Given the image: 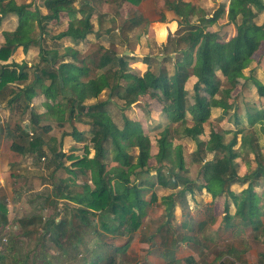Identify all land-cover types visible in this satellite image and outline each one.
I'll list each match as a JSON object with an SVG mask.
<instances>
[{"label": "trees", "instance_id": "1", "mask_svg": "<svg viewBox=\"0 0 264 264\" xmlns=\"http://www.w3.org/2000/svg\"><path fill=\"white\" fill-rule=\"evenodd\" d=\"M128 1L136 3L138 0ZM69 2L43 0L42 6L47 13L42 15L38 10L35 13L28 10L31 3L17 4L15 0H0V21L9 14L17 18L16 29L3 33L4 43L0 47V61H7L17 48H22L26 52L30 47H34L38 49L39 57V65L33 70V80L21 88L19 83L28 78L24 72L26 63L11 62L0 66L2 100L7 102V107L24 114L29 110L32 99L39 94L44 98L42 107L45 109V112L39 115L34 110L29 112L28 128L19 125L14 128L13 131L19 134L20 142L13 141L11 151L22 156L37 151L41 157L49 154L51 162L55 163L56 172L65 168L62 164L65 158V154L62 153L64 138L71 136L80 141L81 133L74 124L78 122L87 126V131L91 135L93 155L88 157V153H85L79 160L67 156L66 158L72 160L73 166L77 168L66 171L74 175L78 169L81 174L88 176L92 187L83 183L80 193H70L65 187H57L56 192L52 194L55 200L63 199L76 203L78 205L76 217L83 224L93 225L88 218L89 214H93L97 220L96 227L113 236H121L138 229L144 205L147 203L144 196L150 194V200L154 203V187L179 189L161 198V202L167 203L168 206L166 209L168 221L172 219L177 199L186 202V194L191 195L195 190L202 189L213 198L220 195L228 196L235 206L233 218L239 219L240 222H251L256 219L258 197L254 188L258 187V184H253L251 180L262 177L257 170H262L263 165L255 161L257 170L250 176L240 177L235 163L239 154L233 149L239 134L240 150L249 149L256 154L258 142L253 133H245L238 129L226 141L225 135L230 131L218 130L210 125L209 134L206 138L202 137L204 124L211 118V110L218 109L222 115H226L234 107L233 102L228 103L229 99L234 98L235 92H240L239 87L244 88L249 83L260 99V104L254 112L250 110L246 112L248 121L251 125L259 124L260 130L264 132V81L258 82L250 77L242 80L244 70L254 62L255 55L259 56V60L264 57V21L262 25L253 22L257 13L264 12V1H229L226 20L227 23L236 25L240 37L231 51H227V44L221 43L216 32L212 30V26L224 13V6L210 18H205L201 12L195 13L188 4L168 2L167 8L180 17L176 35L168 40V43L172 44L170 54L174 53V56L167 54L168 49H165V56L161 60L154 56L143 57L142 63L147 67L141 75L129 68L130 57L105 49L102 45L93 51L94 58L88 60L83 55L91 43L88 37L96 34V39H99L103 31H94L91 14L82 8H74ZM63 16L66 17L63 30L56 34H48L47 27L63 23ZM193 17L196 19L191 22ZM63 39H70L74 46H63L60 53L58 42ZM47 40L54 46L48 48ZM259 60L255 64H258ZM166 62L172 64L171 72L164 68ZM152 64H155L154 68ZM91 71L95 72L93 77L89 75ZM189 72L196 78L188 83L187 89ZM11 85H16L18 89L10 90ZM104 91H109L106 100L90 103L97 100ZM112 97L122 101V106H116L123 113L133 104L142 105L143 100L155 101L160 106L159 110L141 107L153 119L162 116L166 120L165 126L152 140L139 121L130 119L124 113L123 125L118 128L106 110L108 104H114V101H111ZM40 115H44L43 117L60 127L68 122L72 131L70 133L62 131L59 138L50 136L45 140L43 136L47 135L51 128L48 125L39 127ZM232 121L239 124L235 112ZM147 123L151 124L152 121L149 120ZM155 125L153 122L152 128ZM36 128H40L41 133L37 134ZM31 129L34 132H31L32 137L28 135ZM179 138H187L196 144L191 162L200 165L201 184L197 183L198 179L191 180L184 175L187 173V163L183 148L172 143L174 139ZM153 147L156 149L154 157L158 166L150 168L147 163L152 156ZM133 150L136 151L134 155L131 154ZM208 154L214 155V159L207 160ZM108 158L113 163L112 166L106 162ZM152 171L158 172L154 182L149 179L138 182L130 179L141 172L148 176ZM67 181L73 182L70 178ZM236 183L247 184L239 195H234L229 190L230 186ZM115 185H119L121 191L117 192ZM224 212L223 219L229 221L232 216L228 214V202L225 203ZM7 217L5 203L0 200V225L7 223ZM30 223L31 220L21 221L24 228ZM69 225L71 222L66 219L58 222L47 219L45 223L47 232L55 240L69 238V232L76 236V232L72 230L76 228L68 229L71 227ZM121 227L125 228L122 230ZM93 230L96 232L94 228ZM162 230L163 228H159L158 232ZM169 236L171 240L169 249H175L177 245L175 239L179 242L186 239L169 228L166 230V236L162 237L163 245L167 244L165 241ZM173 236L176 238H172ZM169 249L164 255L167 264H175L174 258L169 259L172 253ZM3 262V256L0 255V263ZM185 263L193 264L190 257H187ZM106 264H115L112 254L107 256Z\"/></svg>", "mask_w": 264, "mask_h": 264}, {"label": "rangeland", "instance_id": "2", "mask_svg": "<svg viewBox=\"0 0 264 264\" xmlns=\"http://www.w3.org/2000/svg\"><path fill=\"white\" fill-rule=\"evenodd\" d=\"M30 1L31 0H16L18 4L28 3ZM71 1L75 8H82L85 12L91 14V20L93 22L95 30L99 28H101L102 30L105 28H120L126 21L124 15H130L132 13L131 7L126 5L127 1L124 2L125 0ZM204 1L201 2V4L205 8L204 10L206 11L204 12L206 13V15L212 16L217 8L215 0ZM197 2L199 3L200 0H197ZM197 5L198 7L201 6L200 4ZM154 7L156 8V6ZM153 11L154 14H156V10L154 9ZM226 12L227 8H225L223 15H221L219 21L214 24L212 28L218 35L220 42L227 44V51H231L234 48V44L238 42V39L240 37L238 36L239 32L236 29V25L233 23H227ZM109 14L115 15V19L108 20L107 17ZM7 18L13 19V23L7 22L6 24H3L0 22V30H5L4 32H13L17 27V18L14 15H9ZM263 21L264 12L257 13L253 19V22H255V24L257 25H262ZM237 22H239V20H237ZM148 26L149 25L144 22L140 24V29H146L148 32L142 39L147 43V46L146 43L141 44V40L138 38L139 36L137 37V39L134 36L133 38L128 39L130 50L134 51L137 54L136 56H145L146 54H149L161 60L165 56V49H168L166 50V53L170 54L172 44L169 42L164 47H157L151 41L153 34L148 29ZM62 29L63 25L61 24L50 25L47 27V33L56 34ZM138 31L139 30L136 28L135 32L137 33ZM88 39H93V37L90 36ZM170 39H172V37H170ZM120 41L122 42V36L118 37L116 33L114 34V37L109 38L110 45L103 37L96 42L92 40V43L87 46V49L85 50L83 55H85L88 60L90 58H94L93 51L102 44L105 49L108 48L113 52H116L117 54H122L124 48L123 44ZM46 43L48 48L54 46L50 40H47ZM59 44L60 47H58V50L60 53H62L63 51V46H74V43L70 39L62 40ZM126 51L129 52V50ZM170 55L171 57H173L174 53ZM14 56L15 60H22V63H30L29 66L31 68L26 67L24 69V72L26 74L28 73V78L24 82L19 83V85L23 87L33 80V70L37 67V65H39L38 49H32V51H30L28 55H25V53H20L19 50V53L15 54ZM128 56H130V54ZM141 58L142 57L136 58V60H141ZM258 60L259 56L255 55L254 62L248 69L244 70V75L242 78L243 81L246 77H250V79H254L258 82L264 81V57L260 58L258 64H255V62H257ZM130 64L131 65L129 66V68L132 72H135L139 75L142 74V71H139L141 67H135L132 62H130ZM164 65V68L167 71L171 72L172 64L170 62H166ZM88 66H90V62L88 63ZM146 67L147 66L145 65V67L143 68ZM154 67L155 64H152V68ZM89 75L90 77H93L95 75V72L91 71ZM195 78L196 76L192 72H189L188 79L186 81L187 89L188 82L190 84V82ZM110 81L113 83V79L111 77ZM17 89L18 88L16 87V85H13L11 86L10 90ZM238 90H240V92H235L234 98H231L228 101V103L233 102L234 107L233 109L229 110L226 115H222L220 111H218V109L211 110V118L207 123L204 124V136L202 138H206V136L209 134L210 125H213L218 130L230 131V133L225 135L226 141H228L233 133L238 129H242L245 133H253V137H255L258 142V149L256 150V154L252 153L249 149L244 151L240 150L239 134L237 135V143L233 149L237 154H239L236 163L237 170L240 176H250V174L254 173L257 170L255 161L261 162V164L263 165L262 170H257L260 174H262V177L251 180L253 184H258V187L254 188V192L257 197L259 196L260 201L261 194L264 192V132L260 130L259 124L251 125L246 114L248 110L254 112L259 108L260 99L257 98L256 92L250 83L244 88L239 87ZM107 97H109V91H104L98 96L97 100H92L90 101V103L106 100ZM39 100L37 98H33L31 104L29 105V110L24 114H21V112L17 111L14 112L15 109H12V107L10 108V110H8L6 101H4L3 104L0 103V138L3 141L0 142V158L2 157L0 162V176H2L0 177V179L3 178V183H0V200H3L8 211L7 223L4 225H0V255L3 256V264H105L107 251L105 250L102 243H113L120 245L124 244L125 238L110 237L108 235L102 234L100 228L96 227L97 220L95 215H88V218L93 221V223H91L93 225H91L90 227L84 226L79 229L80 232H82L83 242H81V240L77 238L74 240L76 236L71 232L68 233L70 238L69 240L66 237L61 241H54V237L49 235L46 230L47 227L45 226L47 219H54L58 221L61 219H66L71 222V225H69L71 227H67L68 229H72V227H74L72 223L78 222L75 218L76 215L74 214V210L77 208L76 203H72L70 201L66 202L63 201V199L55 200L53 198L54 194L52 193L56 192L57 187H65V190L70 193H80L82 191V185L85 182H88L89 186L92 187V184L89 182L88 176L81 174L78 169L75 170L74 175L66 171V169L73 170V168H77L73 166L72 160L66 158L67 156H72L73 160H79L84 157L85 153H88V157H92L93 146L90 143L91 135L87 131L88 127L84 124L75 122V127L81 133V140L77 141L71 136L64 138L62 153L65 154V158H63L62 160V164H64L65 168L59 169L56 172L54 171L55 163L51 162L49 154H44L41 157L37 154L39 153L37 151V153L34 152L26 156H21L17 153H11V157L8 155V152H10V143L13 141L17 143L20 142V139H18L19 134L17 131H13L14 128L18 125L26 126V128L29 127L30 111L34 110L38 115L45 112V109L41 106V104L44 102V98H41ZM111 101H114V104H108L106 106V110L111 120L118 128H121L123 125V114L125 113L126 116H128L130 119L139 121L145 133L153 140L156 137V134L160 132L166 124V120H164L162 116H158L156 119H153V117L148 116L147 112H144L143 110V107L151 110H159L160 106L155 101L143 100L142 105H140L139 103L133 104L129 109L125 110L124 113L120 111L116 106H122L121 100L116 97H112ZM234 112L238 117L239 124H235L232 121V115ZM40 116L41 118L39 127L41 128L48 125L51 128L50 132L47 135L43 136L45 140L50 136L59 138L62 131H65L67 133H70L72 131V127L68 122L64 123L63 127H60L55 122L49 120L46 117H43L44 115ZM146 120L148 122L150 120L156 125L152 128V123H147ZM157 124L160 125L156 127ZM40 128H36L37 134L41 133ZM32 131L33 129H31L30 132L28 131V135L30 137H32V133H34ZM172 143L174 146L181 145L183 148L184 157L186 158L187 163V173H185L184 175H187L191 180L198 179L197 183L201 184L202 181L199 178L200 165L197 163L193 164L191 162L192 153L196 149L195 142L187 138H179L174 139ZM254 145H256L255 141ZM153 148L154 149L151 153L152 156L147 163V166L150 168L158 166L157 160L154 157L156 149L155 147ZM131 154H136V151H131ZM217 155H220V153H217ZM213 157L214 155L208 154L206 156V159L211 160ZM106 162L109 164V166L113 165L110 158L106 159ZM6 164H9L7 167V171H5L6 169H4V166ZM157 173V171H152L150 175L147 176L146 173L143 174L141 172L136 176L131 177L130 179L131 181L135 182L144 179H149L150 181L154 182ZM69 178L73 180L72 183H68L67 179ZM114 188L117 192L121 191L119 185H115ZM238 189L239 188H236L235 190L237 191ZM154 191V203L150 200V194H146L144 196V200L148 201L149 205L146 207L147 217L145 218V221H143L142 228H140V225L137 229L138 231L135 230L136 232L134 231V234L133 232H131V234L133 235L127 233V238H140L141 240L139 244H142L143 247L145 245H148L150 246V248H153L151 246H153L154 244L150 245L148 240H150V242L157 241L156 245H154L155 247L160 242V240L158 239V235L155 233V227L162 223V221L165 222V212L163 211V207L157 204L160 200L159 197H161L163 194H169V192L172 190H162V188L160 187H154ZM187 196L188 194H186V198ZM195 196L198 195L196 194ZM65 207L68 208V211H65ZM22 220H31L32 223H30V225L26 224V227L24 228V225L21 224ZM178 223L179 221L177 222L176 220L172 222V224H176V226H178ZM116 224L117 223H115V225ZM93 228L96 230V232H93L92 234L91 230H93ZM98 228L100 230L99 232ZM124 228L125 227H121L122 230ZM72 230H74V233L76 232V229L73 228ZM127 238L126 240H129ZM71 241L75 243L73 245H70L69 243ZM184 243L188 244V239L187 241H184ZM69 246H71L70 249L66 250V247L68 248ZM60 250H62L63 254L66 255H62L61 253L59 254ZM196 252H199V260L202 261L203 251L200 249Z\"/></svg>", "mask_w": 264, "mask_h": 264}, {"label": "crops", "instance_id": "3", "mask_svg": "<svg viewBox=\"0 0 264 264\" xmlns=\"http://www.w3.org/2000/svg\"><path fill=\"white\" fill-rule=\"evenodd\" d=\"M42 1L43 0H31L30 2H28L31 3V6L29 7L28 10L34 13L36 10H38L42 15L46 14L47 12L46 9L42 6ZM69 1H70L69 4L73 6L72 1L71 0ZM202 1L204 0H200L199 3L197 2V0H171V1L170 0H138L136 3H133L132 1L129 2L128 0H125L124 2H126V5L131 7L132 13L130 15H124L126 19L124 24L120 28H113V29L105 28L103 30L99 28L97 30L94 29V31H98V30L103 31L100 34L101 36L100 38L102 39L103 37L104 39H106L108 44L110 43L109 38L114 37L115 33L118 37L122 36V42L120 41L123 44V48H124L122 54L124 56H128L130 54V56H128L130 57L129 66L131 65L130 62H132L135 65V67H141L139 71H142L143 73L146 70V68H143L145 67V65L142 63V60L140 59L136 60V58H140V57L143 58L151 55L146 54L145 56H136L137 54L134 51L130 50V46L128 44V39L133 38L134 36L136 37V39L139 36L138 38L141 40V44L146 43L142 39L146 36V33L148 32L146 29L145 30L140 29V24L142 22L148 24L149 25L148 29L153 34L151 41L157 47L160 46L164 47L168 43L169 38L174 37L175 34L177 33L179 29L178 22L180 21V17L173 10L167 8V3L180 2L182 4H188L193 8L195 13L198 14L201 12L202 14L205 15V18H210L211 16H208L205 13L206 12L204 10L205 8L201 4ZM229 1L230 0H215L217 8L214 12L217 13V11L222 8L221 6H224V9L227 8ZM197 4H200L201 6L198 7ZM154 6H156V8ZM154 9L156 10V14H154L153 11ZM9 15H13V14H9ZM9 15L3 17L0 22L3 24H6L7 22L13 23L14 20L10 19L11 17L7 18ZM115 17H116L115 15L109 14L107 19L111 20V19H115ZM195 19L196 17L191 18V22H193ZM62 20L63 23H61V25H63L64 27L66 17L63 16ZM136 28L139 30L137 33L135 32ZM4 31L5 30H0V47H2L4 43V38L2 34ZM90 36L93 37V39H89L91 43L92 40L96 42L100 39V38L96 39V34H92ZM61 41H59L58 43H60ZM32 49L34 50L36 48L31 47L26 52H24L22 48H17L7 61H0V65L10 64L11 62L21 64L22 60L21 61L15 60L14 55L19 53V50L20 53L22 54L25 53V55H28L30 51H32ZM126 50H129V52H127ZM29 65L30 63H26L27 68H31ZM193 81L194 79L191 82ZM19 87L21 88L22 86L19 85ZM40 96L41 95H38L34 98H37L38 100L41 98L43 99V97ZM0 103L3 104L1 95H0ZM8 110H10L9 107ZM0 142H3L1 138H0ZM11 144L12 142L9 145L10 152H8V155L10 157H11V153L14 154V152H12L10 149ZM1 158H0V162H1ZM8 165L9 164H6L4 166V169H6L5 171H7ZM238 175L240 176L239 173ZM2 179L3 178L0 179L1 184L3 183ZM84 184H88V182H85ZM246 187L247 184L236 183L231 185L229 190L232 194L239 195L240 192L244 190ZM236 188L239 189L236 191L235 190ZM163 189L164 188H162V190ZM166 189L172 190L169 192V194L179 190V189H171V188H166ZM195 191L191 195L188 194L187 198L185 197L186 202L180 201L178 199L177 201H175V207L172 213L173 216L172 219L169 221L166 218V209L168 207L167 203L161 202V198L169 194H163L161 197H159L160 200L157 204L163 207V211L165 212V222L162 221V223H160L157 227H155V233L158 235V239L160 240V242L156 247L154 245H156L157 241L150 242V240H148L150 245L154 244L153 246H151L153 248H150V246L148 245H145L143 247L142 244H139L141 240L140 238L139 239H132L130 237L127 238L128 234L126 233L121 236L119 235L113 236L101 231L102 234L108 235L110 237L125 238L124 244H120V245L113 243H102V245H104L105 250L107 251L106 256L112 254L115 258V264H167V259L165 258L164 255H165V251L169 249V244L171 243V240L169 236L168 239H166L165 241L167 242V244L163 245L162 237L166 236V230L171 228L172 230H175L177 232V235L178 234L183 235V237L186 238L185 241H187L188 239V244L184 243V241L179 242L178 239H175V241H177V245L175 249H169L172 250L169 259L174 258L175 264H186L185 260L187 259V257H190L192 259L193 264H256V263L264 264V200H263L264 192L261 194L260 201L258 196V203H257L258 216L256 217V219H253L251 222L250 221L240 222L239 219L237 220V218H233V214L235 212V206L231 202V199L228 196L220 195L213 198L204 189L195 190ZM196 194L198 196H195ZM63 201L68 202V200H63ZM146 202L147 203L144 205L143 208V214L140 217V225H141L140 228H142L143 221H145V218L147 217L146 207L149 205V202L148 201ZM226 202H228V214L232 216L229 219V221H225L223 219L225 214L224 206ZM76 206H77L76 209H78L77 204ZM76 209L74 210L75 215L77 214ZM66 210L68 211L67 207H65V211ZM75 218L77 219L78 222L72 223V225L76 228V237L74 238V240L77 238L81 240V242H83L82 232H80L79 229L84 226L86 227H90V226L83 224L81 220H79L77 217ZM174 220H176L177 222L179 221L178 226H176V224H172ZM55 221L58 222V220ZM89 221L93 223V221L91 220ZM159 228H163V230L161 232H158ZM99 231L100 230L98 229V232ZM91 232L93 234L94 231L91 230ZM135 232H133V234ZM133 234L130 233V235ZM126 238L129 240H126ZM172 238H176V236H173ZM62 239L55 240L54 238V241H59V240L61 241ZM69 239L70 238H68V240ZM70 247L71 246H69L68 248L66 247V250L70 249ZM200 249L203 251L202 261L199 260L200 258L199 252L198 253L196 252ZM60 253L62 255H66L63 254L62 250L59 251V254Z\"/></svg>", "mask_w": 264, "mask_h": 264}, {"label": "built area", "instance_id": "4", "mask_svg": "<svg viewBox=\"0 0 264 264\" xmlns=\"http://www.w3.org/2000/svg\"><path fill=\"white\" fill-rule=\"evenodd\" d=\"M257 264V263H256Z\"/></svg>", "mask_w": 264, "mask_h": 264}]
</instances>
